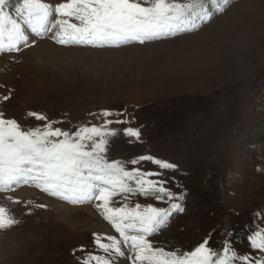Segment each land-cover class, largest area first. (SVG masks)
<instances>
[{"label": "rangeland", "instance_id": "1", "mask_svg": "<svg viewBox=\"0 0 264 264\" xmlns=\"http://www.w3.org/2000/svg\"><path fill=\"white\" fill-rule=\"evenodd\" d=\"M16 2L12 0L13 7ZM202 2L213 14L210 21L145 44L61 46L41 38L19 53H0V111L24 129L41 126L44 122L29 114L43 112L66 130L103 123L104 117L90 114L123 113L108 118L125 121L113 125L118 134L109 137L110 160L131 168L132 159L152 155L180 168L165 175H174V191L186 194V203L180 200L184 211L150 238L154 246L187 252L212 236L213 248L219 249L227 233L236 249L247 252L248 236L264 228V0H230L219 12L215 0ZM253 31L261 37L254 38L251 48L231 44L233 36L248 37ZM125 127H139L140 139L124 135ZM136 167L159 171L150 162ZM23 187L0 192V206L24 221L0 231V264H77L87 252L99 251L92 233L119 238L94 204H68L77 210L60 219L41 190L30 186L40 195L17 197ZM17 199L20 204L13 203ZM115 199L114 206L128 208L158 203L141 196ZM40 204L49 207L40 209ZM85 206L111 232L95 229L98 220ZM81 245L87 252H80Z\"/></svg>", "mask_w": 264, "mask_h": 264}, {"label": "snow or ice", "instance_id": "2", "mask_svg": "<svg viewBox=\"0 0 264 264\" xmlns=\"http://www.w3.org/2000/svg\"><path fill=\"white\" fill-rule=\"evenodd\" d=\"M215 2L218 12L223 10L221 5L230 4V0ZM212 15L202 0L188 4L177 0H67L55 5L47 0H17L14 7L12 0H0V53H19L22 48L37 45L41 38L61 46L145 44L195 31L197 22L206 23ZM72 19L77 23L70 22ZM189 24L193 27L189 28ZM9 99L10 94L3 97L4 101ZM29 115L44 123L24 129L15 118L0 111V192L33 186L73 206L94 204L119 238L92 233V243L99 251L87 252L81 245L80 252L87 255H82L77 264H120L121 260L126 264H264V228L248 236L247 252L236 249L227 233L219 249L213 248L212 236L203 238L187 252L154 246L150 238L166 227L176 213L184 211L181 194L174 191V175H165L175 174L180 168L175 162L152 155L132 159L128 162L131 168L118 159L110 160L109 137L118 134L113 125L125 121L108 118L123 113L104 110L90 114L105 119L100 125L86 124L75 130L56 127L57 121L43 112ZM122 132L135 140L141 137L139 127H125ZM141 162H150L159 171L136 167ZM131 196L158 203H136L132 208L124 203L114 206L115 198L126 202ZM26 203L31 208L32 202ZM22 223L8 208L0 206V231Z\"/></svg>", "mask_w": 264, "mask_h": 264}, {"label": "bare ground", "instance_id": "3", "mask_svg": "<svg viewBox=\"0 0 264 264\" xmlns=\"http://www.w3.org/2000/svg\"><path fill=\"white\" fill-rule=\"evenodd\" d=\"M259 6V5H258ZM263 9V8H262ZM257 19V18H256ZM251 21H255V18L254 20L251 19ZM250 20L246 22V26L247 24L249 25L250 23H252ZM258 24V23H257ZM243 25V26H245ZM254 25V24H253ZM251 27H253L251 25ZM256 27V26H255ZM240 28V27H239ZM250 28V26H249ZM241 29V28H240ZM244 29V28H243ZM260 29V28H259ZM255 30V29H253ZM262 30L263 29H260L261 33H262ZM245 31V29H244ZM243 31V32H244ZM248 30H246L247 32ZM247 34V33H246ZM242 35V34H241ZM238 37H235L233 36V40L231 42V44L235 47V48H242L244 47L245 45L247 46L248 44V47L251 48L252 47V42L254 41L255 42V39L254 38H260L261 36H259L258 34V31L257 33H254L253 31V34L246 37V35H242V36H239L237 35ZM263 36V35H262ZM246 37V38H244ZM254 46V45H253ZM231 55V54H230ZM229 57H233V55L229 56ZM17 191V190H16ZM16 193V196L19 197V198H35L37 197V195H40L39 193H37V191L35 189H32V187L28 188V187H23V188H20L19 191L15 192ZM42 197V199L44 201H46L45 203L46 204H49L51 205V207L54 208V211H55V214L57 215L58 218L62 219V218H65L67 219V217L70 215V213H72V210H77V208H71L68 204H66L65 202L63 201H60L56 198H51L50 196H46L45 194H41L40 195ZM49 207V206H48ZM84 208V207H83ZM79 209V208H78ZM86 210V212H90V214L95 217L98 221H96V223H94L93 227H95V229H98L99 231L100 230H105V231H109L111 232V228H110V225L104 223V222H101L100 219L98 218L96 212L92 209V207L90 206H85L84 208ZM54 214V213H53ZM47 245V244H46ZM10 250V249H9ZM1 253V252H0ZM125 263V262H124Z\"/></svg>", "mask_w": 264, "mask_h": 264}, {"label": "trees", "instance_id": "4", "mask_svg": "<svg viewBox=\"0 0 264 264\" xmlns=\"http://www.w3.org/2000/svg\"><path fill=\"white\" fill-rule=\"evenodd\" d=\"M186 194H184L183 196H181V199L183 198V201L186 203L187 199H186Z\"/></svg>", "mask_w": 264, "mask_h": 264}]
</instances>
